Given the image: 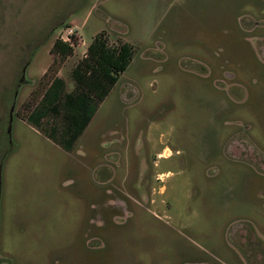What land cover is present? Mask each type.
I'll return each mask as SVG.
<instances>
[{"label": "rangeland", "instance_id": "1", "mask_svg": "<svg viewBox=\"0 0 264 264\" xmlns=\"http://www.w3.org/2000/svg\"><path fill=\"white\" fill-rule=\"evenodd\" d=\"M100 33L133 59L66 151L29 115ZM0 264H264V0H0Z\"/></svg>", "mask_w": 264, "mask_h": 264}, {"label": "trees", "instance_id": "2", "mask_svg": "<svg viewBox=\"0 0 264 264\" xmlns=\"http://www.w3.org/2000/svg\"><path fill=\"white\" fill-rule=\"evenodd\" d=\"M54 50L65 57L73 52V47L71 43L59 39L55 42ZM133 55L134 48L130 43L112 46L103 33L96 35L88 47L87 57L74 70L76 89L66 92L64 79L53 78L39 104L29 115V120L38 126L47 114L59 115L62 118L60 134L56 135L53 131L50 136L64 150L72 151L97 112L99 104L106 99L128 69ZM13 149L12 146L6 155Z\"/></svg>", "mask_w": 264, "mask_h": 264}, {"label": "built area", "instance_id": "3", "mask_svg": "<svg viewBox=\"0 0 264 264\" xmlns=\"http://www.w3.org/2000/svg\"><path fill=\"white\" fill-rule=\"evenodd\" d=\"M71 34H72V31H69V33L66 36H61L60 39L63 40L64 42H69L70 43Z\"/></svg>", "mask_w": 264, "mask_h": 264}]
</instances>
